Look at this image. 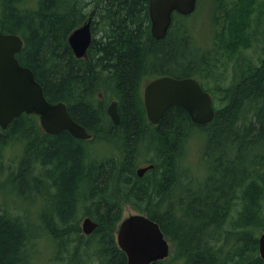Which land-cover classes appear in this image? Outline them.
Returning <instances> with one entry per match:
<instances>
[{
    "label": "trees",
    "instance_id": "16d2710c",
    "mask_svg": "<svg viewBox=\"0 0 264 264\" xmlns=\"http://www.w3.org/2000/svg\"><path fill=\"white\" fill-rule=\"evenodd\" d=\"M259 6V0H212L209 19L221 21L206 45L197 44L186 22L197 8L188 15L174 12L166 35L156 39L148 0H0L1 31L23 39L19 62L32 69L45 98L63 101L91 134L87 140L66 130L48 134L36 114L26 113L0 127V173L6 167L2 149L28 140L6 179L31 203L32 192L44 201L41 235L57 248L48 264H126L115 239L124 205L155 220L173 245L168 257L150 264H264L258 252L264 229V47L257 61L236 57L259 40L251 31ZM90 12L91 45L86 57L76 58L67 37ZM180 44L185 55L201 53L176 69ZM229 61L234 78L222 86L219 67ZM148 75L196 78L213 98V120L193 124L173 105L150 123L142 91ZM113 99L118 125L106 112ZM196 127L205 134L201 177L199 162L188 163L184 148ZM103 141L115 150L92 156L86 143ZM82 216L97 223L90 234L81 233ZM22 218L0 206V264L27 263L36 235Z\"/></svg>",
    "mask_w": 264,
    "mask_h": 264
},
{
    "label": "water",
    "instance_id": "95a60500",
    "mask_svg": "<svg viewBox=\"0 0 264 264\" xmlns=\"http://www.w3.org/2000/svg\"><path fill=\"white\" fill-rule=\"evenodd\" d=\"M197 0H148L150 32L156 39L163 38L172 21V14H191ZM91 18L73 29L67 42L76 58L86 57L91 45ZM23 46V39L16 33H4L0 29V127L5 129L16 117L36 114L39 125L48 134L61 130L73 137L87 140L91 134L68 113L63 101L49 102L42 85L35 79L32 69L22 65L16 53ZM143 105L148 121L158 123L165 111L173 105L182 107L193 124L206 125L215 116L211 94L192 77L157 76L143 86ZM118 101L111 100L106 112L111 122L118 125L120 115ZM153 164L139 167L136 172L142 176ZM97 226L89 216L81 222L83 234H90ZM118 247L126 254V264H150L169 256L170 242L159 224L141 212L122 217L115 233ZM259 256L264 259V229L258 236Z\"/></svg>",
    "mask_w": 264,
    "mask_h": 264
},
{
    "label": "rangeland",
    "instance_id": "374dc122",
    "mask_svg": "<svg viewBox=\"0 0 264 264\" xmlns=\"http://www.w3.org/2000/svg\"><path fill=\"white\" fill-rule=\"evenodd\" d=\"M211 2L212 0H198L196 7L197 11L194 12V14H192L186 21L187 24L193 28L195 39H198L200 41L197 44L212 45L213 33L218 30L219 27L218 23L221 21V19L219 17H213L212 20L209 19ZM259 3L261 6V7L259 6L260 13L259 12L258 14L255 13L252 16V21H251V31L252 33H255L259 37V40L254 39L253 40L254 45L252 47L245 48L243 52L237 51L236 57L244 58L243 55L245 54L253 58L254 61H257L262 53V49L264 47V0H259ZM91 7L92 6H89V9ZM222 9H224V7H222ZM222 13L223 11L220 10L219 16H221ZM91 14L92 12H90L89 15ZM176 34L177 35L179 34L178 31H176ZM181 45L184 47L183 44H180L178 53L176 54L177 60L175 61L174 64H172V66L176 69L179 68V63L183 59L192 56H196V58H199L201 53V51H196L191 49L185 55L184 54L185 50L188 51V49L185 48L184 50V48ZM232 65L233 63L229 61L227 62L226 65H221L219 67V69L224 70L221 79L222 86L228 85V83L232 82L234 78V71ZM151 77L152 76L148 75V77L143 80V85L149 80L148 78ZM215 105L216 106L219 105V103L216 100H215ZM191 130L193 131V134L188 139L187 144L185 143L184 145L185 151L187 150L186 160L188 163L192 165L199 162L197 174L199 177H201L206 172V164L204 163L203 160H200V156L203 152V147H204L205 134L203 137L200 131H197V127L191 128ZM26 141H28L26 138H22L19 141H15L16 142L15 144L6 145V147L2 149V161H3V165L6 167L0 173V206H2V208L6 209L10 213L12 212L19 213L21 216H23L22 219L25 222H29L30 225L32 226V231L35 233L36 238L34 239V241L30 243L32 247L30 246L31 248L30 251L28 252L26 264H48L54 258L57 248L47 237H42L41 235L42 232L40 228L39 218L41 215L40 212L44 206V201H42L38 195L32 192L28 194L29 197H33L34 199V202L31 203L26 197L20 196L17 193L16 189L12 187L10 182L6 179L9 174L8 167H10V170L11 168H16L17 162L20 156L23 154V147ZM86 145L87 147H89L92 156H95L97 158L105 157L106 155L111 154L115 150L114 148L115 145L113 143L111 144L110 142L107 143L106 141L98 142V143L88 142L86 143ZM134 212L136 211H134L130 206L124 205L122 217H125ZM83 217L84 216H82L80 220V229H81V222ZM172 251H173V245H171L170 243L169 255L170 253H172ZM52 262H54V260Z\"/></svg>",
    "mask_w": 264,
    "mask_h": 264
},
{
    "label": "flooded vegetation",
    "instance_id": "af4514ba",
    "mask_svg": "<svg viewBox=\"0 0 264 264\" xmlns=\"http://www.w3.org/2000/svg\"><path fill=\"white\" fill-rule=\"evenodd\" d=\"M91 15H92V14H91ZM91 15H89L88 18H91ZM88 18H87V19H88ZM91 19H92V18H91ZM90 23H91V21H90ZM91 27H92V26L90 25V29H91ZM149 31H150V27H149ZM91 33H92V31H91ZM150 33H151V32H150ZM37 117H38V116H37ZM37 119H38V118H37ZM38 123H39V119H38ZM119 123H120V122H119ZM39 126H40V125H39ZM40 128H41V127H40Z\"/></svg>",
    "mask_w": 264,
    "mask_h": 264
},
{
    "label": "bare ground",
    "instance_id": "6f19581e",
    "mask_svg": "<svg viewBox=\"0 0 264 264\" xmlns=\"http://www.w3.org/2000/svg\"><path fill=\"white\" fill-rule=\"evenodd\" d=\"M261 3V2H260ZM259 3V4H260ZM263 4V3H262ZM69 7V6H68ZM260 8V7H259ZM79 9V8H78ZM86 9V8H85ZM83 11V10H82ZM234 42V41H233ZM236 42V41H235ZM182 46V45H181ZM183 47V46H182ZM250 52V51H249ZM249 58H250V56H249ZM102 75V74H101ZM95 78V77H94ZM116 87V86H115ZM125 132V131H124ZM240 136V135H239ZM112 137V136H111ZM152 155V154H151ZM180 181V180H179ZM96 190V189H95ZM147 192V191H146ZM140 202V201H139Z\"/></svg>",
    "mask_w": 264,
    "mask_h": 264
}]
</instances>
